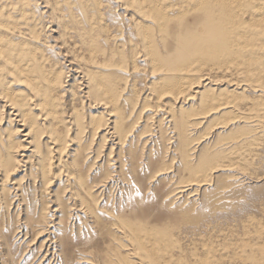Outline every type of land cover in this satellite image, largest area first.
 I'll use <instances>...</instances> for the list:
<instances>
[{
    "label": "bare ground",
    "instance_id": "bare-ground-1",
    "mask_svg": "<svg viewBox=\"0 0 264 264\" xmlns=\"http://www.w3.org/2000/svg\"><path fill=\"white\" fill-rule=\"evenodd\" d=\"M115 1L128 14L130 32L122 37L117 32L121 27L114 32L107 22L102 0H0V122L8 118L19 133L17 139L11 132L0 135V187H6L0 192V264H17L20 258L23 264H264V211L259 219L241 221L242 231L218 214L239 185L252 181L244 162L263 146L264 0ZM48 21L57 30L50 31L59 44L58 60V51L45 40ZM167 39L176 41L173 60L158 50ZM138 60L152 77L147 93L153 104H144L136 115L147 109L148 126L149 115L163 111L150 126L156 123L160 129L163 122L168 146L162 148H171L180 162L169 176L175 180L158 190L155 210L139 204L134 185L144 171H138L131 148L137 142L139 131L134 137L130 132L138 117L132 108L127 111L137 94ZM126 84L134 95L120 100ZM80 97L89 109L86 116L77 102ZM197 98L195 117L222 111L216 129L229 131L222 156L214 152L222 160L207 155L208 149L192 154L184 142L188 124L194 123L192 113L180 111ZM103 114L109 125L105 120L100 124ZM101 125L106 126L99 130ZM85 129L93 136L100 131L115 146L120 181L116 199L96 195L78 141L66 150V136L72 141ZM143 132L142 145L150 134L156 136ZM21 150L29 152L19 154L20 161L33 159V181L38 178L46 185L63 178L68 197L86 220L71 219L68 206L54 197L60 202L52 203L51 213L24 209L22 222L8 228L7 219L19 205L8 214L13 199L6 195L16 189L8 178L15 169L14 153ZM152 151L146 147L145 160L153 157V164L161 165L162 152ZM111 173L102 180L104 187ZM253 181L260 183L256 188L264 182ZM127 210L131 213L125 214ZM12 240L26 245L18 259L9 252Z\"/></svg>",
    "mask_w": 264,
    "mask_h": 264
},
{
    "label": "rangeland",
    "instance_id": "rangeland-1",
    "mask_svg": "<svg viewBox=\"0 0 264 264\" xmlns=\"http://www.w3.org/2000/svg\"><path fill=\"white\" fill-rule=\"evenodd\" d=\"M102 3H103V11H105L108 16L107 22L110 23L112 30L115 32L116 27H121L120 31H117L118 33H120L121 37L122 35L128 34L130 32V27L128 25L129 22L124 17V15H128V14L124 12L120 4H118L115 0H102ZM47 17L49 16L48 15L45 16V21L48 19ZM119 23H121V26ZM47 25L50 26V29L46 34L45 40L47 41L48 44L49 43L53 44V45L50 44L52 50L58 51V54L54 55L55 59L58 60L60 59L61 53L59 52V50H57L56 47L59 44L57 39H55L54 37L55 31L52 32L50 31L51 28L54 29V26L51 25L50 21L47 22ZM54 30H56V28ZM120 38H118V40ZM53 39L56 42H54ZM175 43L176 41L174 39H167L162 41L161 44L158 45V50L160 51V55L170 60L175 59L177 56V48ZM60 62L61 65H64L62 61ZM138 64H139L140 72H137V80H136L137 94L135 96V102L132 103L133 106L131 107L129 105L127 107V111L130 110V108H132L133 113L135 115L134 117H138L136 119L137 123L134 125L133 130L130 132V134L133 133L132 137H134V134H136L139 131L137 136L134 138L135 141L137 142H134V144L131 145V148L134 150V153H136V163L140 165L138 171L140 172L142 170L144 171L141 172V175L136 176L137 181L135 180V178L133 179L137 183L134 185L137 189L138 197L136 198L139 204L145 207L146 209L155 210V208L157 207L156 205L160 203L159 201L160 189H162V187L164 188L165 186L169 185L173 180H175L174 177H169V176L172 175L177 170H179L180 162L177 158L174 157L171 148H167V149L162 148L163 146H168V141L166 140L168 137V130L163 128V122L160 124V129H157L158 127H155L156 123L153 124L154 126L153 125L150 126V122L151 123L155 122V119H157V115L163 111H158L149 115L150 118L146 119L148 126L144 125L146 123V122L144 123V119H145L144 115L145 113H149L147 109H143L142 113H138V115H136L137 113L135 111L141 108L144 104H153V101L149 98V95L147 93L148 85L152 77H149V74L147 73L148 72L147 68L141 61L138 60ZM69 82L72 83L71 80H68V83ZM209 88L210 89L215 88L216 90H219V88L214 87V85H211ZM130 89H131V85L126 84L120 92L121 95L119 99L125 100L129 97H132L134 93H130L129 92ZM246 92L250 93L248 91ZM246 92H241V93H246ZM77 102L79 106H83L84 111L82 112L84 116H86L89 109L85 105L84 99L80 97L79 99H77ZM171 104L172 102L169 101L167 105H171ZM198 108H199V99L197 98V101H193L191 106L185 105V109L180 111L183 113H192L190 118L191 120L190 123H194V125L188 124L184 136V142L187 144L188 149L192 151V154L193 153L199 154V152L203 153L206 149H208V152L206 153L207 155L209 154L210 157L214 156L215 151H217L219 157H221L223 153V151H221V147L225 144L224 136L226 132L229 131V130L219 131L216 129L218 127V122L222 120L221 119L222 111L211 110L206 115L195 117L194 114L197 113ZM1 113L2 112L0 111V114ZM99 117H100V124H104V120H105V122L107 121L106 125H109L108 124L109 120L107 115L103 114ZM12 123L13 122H11V120L9 121L8 118L6 119L3 118V121L0 122V126H2L0 128V135L6 137V134L11 132L12 137L14 139H17L19 137V133L13 131L15 124ZM106 125H101L99 130L103 129ZM152 127H155L154 130H159V131L158 132L154 131ZM71 129L68 130V135L70 136L71 134L74 133L73 130ZM144 130L153 131L156 134V136L154 137L152 134L149 133L151 137L146 141L144 145H142L141 139L146 137L145 135L146 133L143 132ZM233 130L234 129L230 130V132ZM99 132L100 131H96L95 135L93 136L90 133V129L87 130L85 129L78 134L77 138L74 139L75 141L74 140L71 141L72 138L70 136H66L67 137L66 150H68L72 146L73 142L78 141L79 142L78 154H80V156L83 154L87 155L86 157H83L84 158L83 165L88 175V181L91 184L96 185L95 192L98 193V194L96 193V195L98 197H105L108 195L110 197L113 196V198H115L120 193V181L117 173L118 159L116 158L117 156L116 149L115 146L111 142H109L110 140L106 139L107 137L103 139V137L99 135L100 134ZM214 132H218V134L215 136L213 135ZM20 142L23 143L22 141ZM69 144L71 146H69ZM261 144L263 145L262 148L256 153H250L248 160L244 162L245 165L248 167L249 175L247 174V176L250 177L252 181H249V183L244 184L245 186L243 184L239 185V189L234 191L232 197L226 201L225 204L226 208L218 213L220 218L229 221L230 224L233 226V228L236 229L237 225H239L238 227L240 231H242L243 229V225L241 224V221L245 220L247 217L259 219L262 217L261 215H263V211H264V182L261 183L260 188H256V186L254 185H259L260 183H255L253 181V179L256 178H263L264 180V140L261 142ZM109 146L110 148L112 147V149H109ZM146 147L147 148L149 147L150 150L153 151L160 150L162 152L161 165L163 167H168L167 170L162 171L159 169L161 165L153 164L154 163L153 157L151 159L148 158L149 160H145L144 157L146 156L145 154L147 152L146 153L143 152L144 150H146ZM27 152L24 150L17 152L15 151L14 155L16 156L14 159L11 160L14 163L15 169L13 171L14 173L10 175V178L8 179L10 180V183L14 182L13 184H15L16 189L14 190V192L11 193L10 191V193H7L6 195L7 200L10 198L13 199L11 201L12 203L8 207H6V210H8V214L10 212H13V210L15 209L14 205L16 204V202H19V205H18V210L17 209L15 210L16 211L22 209L23 210L20 211L19 213H16L15 211L11 219L10 218L7 219L9 224L8 228L11 229L13 226H15L18 223V220L23 218L24 209L32 210L34 208L37 210L41 208L42 212H44L45 214H49L51 213L49 212L50 208L55 207V205L53 204L55 203L58 204L60 201L64 202L65 205L68 206V211H69L68 216L71 217V219L73 217L74 220H79V221H82L83 219L86 220L82 212H79L80 207L76 206L77 204H75L73 197L72 196L68 197L69 191L65 187L66 183L62 180L63 178L60 181L56 179L54 180L51 179L46 185H42L41 182H38V178H35V181H33V177H34V169L32 163L33 159L30 158L28 160L29 163L23 162L25 161L26 158H22V160L20 161L21 156L19 154L24 153L23 155H25L27 154ZM213 159L216 161L222 160V158H218L216 156H214ZM28 164H30V166ZM108 173H111V176L109 177L110 184L107 187H104L102 185V183H104L102 182V180L107 179L105 175H107ZM8 182L5 186L10 187L11 184ZM5 188L6 187L3 188L0 187V192H3ZM133 190L134 192L136 191L134 187ZM44 193L46 197L45 199H41L40 196L44 195ZM54 197L59 198L60 201H58ZM234 205H235V210H232V207H234ZM124 213L128 214L131 213V211L127 210ZM1 215L4 216V210L1 212ZM0 220L4 221V219H0ZM21 222L22 219L20 223ZM80 228H82V226ZM3 230L7 232L5 228H3ZM19 235H21V233ZM9 237H11V235ZM16 238H12V239H16ZM21 239H19V241H21ZM13 241L14 240H12V244L10 245L9 252H12V254H14V257L18 259L23 252L22 248L25 245V243L19 244V242L14 243ZM83 241L88 242L86 238ZM26 255L27 254H25V257ZM29 258H31V256H29L28 259ZM20 260L21 258L16 261L17 264H23V262L21 263ZM26 264H29V262H27Z\"/></svg>",
    "mask_w": 264,
    "mask_h": 264
}]
</instances>
